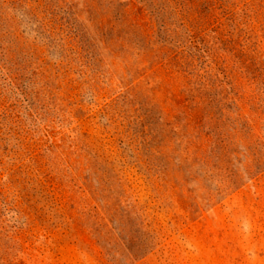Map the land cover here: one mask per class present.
Instances as JSON below:
<instances>
[{
	"label": "rangeland",
	"instance_id": "1",
	"mask_svg": "<svg viewBox=\"0 0 264 264\" xmlns=\"http://www.w3.org/2000/svg\"><path fill=\"white\" fill-rule=\"evenodd\" d=\"M0 264H264V0H0Z\"/></svg>",
	"mask_w": 264,
	"mask_h": 264
}]
</instances>
